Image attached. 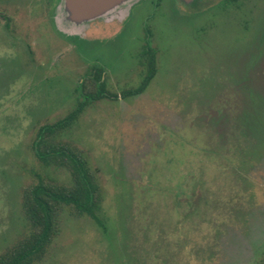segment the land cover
<instances>
[{"label":"rangeland","instance_id":"rangeland-1","mask_svg":"<svg viewBox=\"0 0 264 264\" xmlns=\"http://www.w3.org/2000/svg\"><path fill=\"white\" fill-rule=\"evenodd\" d=\"M152 1L88 23L80 35L98 41L83 48L60 37L43 9L29 38L34 65L0 45V254L28 231L22 190L38 178L68 183L31 147L40 127L82 102L79 84L96 65L117 98L88 102L63 137L96 176L104 228L64 209L38 264L264 259V0ZM146 46L156 74L143 93L122 98L145 75Z\"/></svg>","mask_w":264,"mask_h":264},{"label":"trees","instance_id":"trees-1","mask_svg":"<svg viewBox=\"0 0 264 264\" xmlns=\"http://www.w3.org/2000/svg\"><path fill=\"white\" fill-rule=\"evenodd\" d=\"M205 2L206 0H196ZM236 0H218L228 5ZM147 34H150L147 31ZM141 66L145 75L137 88L122 91L126 98L143 93L156 74L155 52L149 46L141 52ZM102 70L89 71L79 84L82 102L62 120L44 125L37 131L32 152L44 167L60 169L67 175L66 185L38 178L21 194V211L28 224V231L0 254V264H38L44 260L60 231V218L64 209L77 217H87L104 228L101 214L102 192L96 176L90 169L83 151L64 139L65 133L83 112L90 101L117 98L106 91ZM258 264H264V259Z\"/></svg>","mask_w":264,"mask_h":264},{"label":"flooded vegetation","instance_id":"flooded-vegetation-1","mask_svg":"<svg viewBox=\"0 0 264 264\" xmlns=\"http://www.w3.org/2000/svg\"><path fill=\"white\" fill-rule=\"evenodd\" d=\"M160 1L161 0H153L152 6L157 8L158 2ZM60 3L61 0H0V38L4 41L0 45L6 47L9 51H15L16 53L23 52L24 54L29 56L28 62L30 63V65H34L30 57L34 51L33 48L38 43L35 40L30 41L29 38L34 37L35 33H39L36 32V24L37 22H41V20L44 19L42 16H40L44 13L43 9L47 10L46 12L52 11V14H50L49 17V21L53 25V29L60 37L65 38V40H70V42H73L81 48H83L84 42L87 44L97 43V38L89 40L86 35L84 37L81 35L64 36L63 33H65L66 29H64V25L62 29L60 28V26H62L59 22L61 20L60 11L57 12V8ZM18 21H20L21 24H19ZM94 24H96V26L93 29L96 30V33H98L101 24ZM110 38L108 36L107 40L104 42L110 41ZM46 49L47 48L45 47L43 48L44 54H48V52H46ZM42 64H39V66ZM93 69L101 68L93 65L90 68V71H93Z\"/></svg>","mask_w":264,"mask_h":264},{"label":"water","instance_id":"water-1","mask_svg":"<svg viewBox=\"0 0 264 264\" xmlns=\"http://www.w3.org/2000/svg\"><path fill=\"white\" fill-rule=\"evenodd\" d=\"M139 0H61L62 17L60 23L68 35H80L90 22L122 19ZM189 4L192 0H180Z\"/></svg>","mask_w":264,"mask_h":264}]
</instances>
